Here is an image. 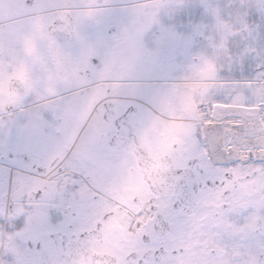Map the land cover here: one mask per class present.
<instances>
[{
    "label": "snow or ice",
    "instance_id": "1",
    "mask_svg": "<svg viewBox=\"0 0 264 264\" xmlns=\"http://www.w3.org/2000/svg\"><path fill=\"white\" fill-rule=\"evenodd\" d=\"M0 264H264V0H0Z\"/></svg>",
    "mask_w": 264,
    "mask_h": 264
},
{
    "label": "rangeland",
    "instance_id": "2",
    "mask_svg": "<svg viewBox=\"0 0 264 264\" xmlns=\"http://www.w3.org/2000/svg\"><path fill=\"white\" fill-rule=\"evenodd\" d=\"M181 15L186 17V13H182Z\"/></svg>",
    "mask_w": 264,
    "mask_h": 264
}]
</instances>
